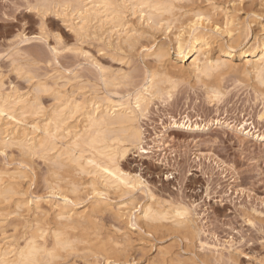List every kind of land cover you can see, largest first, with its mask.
I'll return each instance as SVG.
<instances>
[{
	"label": "rangeland",
	"instance_id": "374dc122",
	"mask_svg": "<svg viewBox=\"0 0 264 264\" xmlns=\"http://www.w3.org/2000/svg\"><path fill=\"white\" fill-rule=\"evenodd\" d=\"M261 1L262 5L260 0H252L254 9L251 0L176 1L179 19L173 20L172 25L171 21L169 24L163 22L162 28L157 31L148 28L146 22L138 17L140 12L134 15L133 11L127 10L125 20L129 21V25L139 27L138 29L144 27L146 34L144 33L136 48L124 47L122 50L108 46L106 40H109L110 35L104 34L102 37L101 31L87 37L77 34L72 22L76 23L78 20H73L75 15L69 14L70 8L66 10V16L61 14L64 7L61 8L55 3L53 7H43V4L50 1L0 0V82L4 83L7 92L18 90L34 96L37 82L53 85L55 78L60 77V85L66 83L61 90L67 91L68 94L75 92V96L85 92L86 96L91 97L95 92L101 95L106 92L101 70V67H106L109 72L116 70L119 73H131L129 78L126 77L119 85L110 88L116 90L118 86L117 93L112 95L116 100L132 98L137 88L142 86L146 73L152 69L156 70L159 66V63H155L153 55L145 54L152 45L155 47L157 43L166 40L173 63H183L185 66L190 64L193 57L182 61L175 52L171 36H174L177 28L181 30L189 22L187 19L190 15L187 12H190L192 7L196 10L197 6V9H206L207 12V7L210 8L212 3L220 5V10L225 12V9L233 16L234 29L238 27L239 22H251L250 35L244 42L248 45L253 42L254 34L259 31L255 20L260 17L251 19V12L255 10L264 21V2ZM183 3L192 5L185 7ZM248 5L251 6L250 9L246 8ZM219 9L215 14L218 18L215 16V19L222 24L224 14L219 12ZM180 11L184 12L182 19ZM247 11L250 13L247 14ZM93 30L95 29H92V32ZM234 33L237 35V31ZM222 34L217 33L216 38L212 39L214 42L209 45L214 47L212 54H216L217 43L227 41V34ZM116 38L117 34H113L111 40L114 42ZM243 44L242 47L246 46ZM234 61L237 64L243 63V59L238 56H235ZM20 67L21 69H18ZM241 72L242 70L230 69L221 73L219 78L221 84L223 83V92L218 98L210 97L204 86L206 80L200 81L191 72L185 71L180 76L181 79L177 78L178 86L173 96H164L161 100L154 98L146 115L138 119L137 125L143 132L147 150L138 152L132 149L121 163L133 174L140 176L143 184L125 197L122 193L120 195L110 190L107 200L116 208L127 201L133 202L137 214L141 213L143 205L151 203L154 199L165 201L167 204L186 205L193 212L198 231L196 238L192 240L178 235L162 237L147 231L141 220H137L132 226L128 219L121 218L118 221L116 217L106 213L103 219L112 233L115 231L114 233L119 235L128 232L135 239L129 251V264H151L160 246L168 247L173 255L180 254L179 256L186 257L185 259L195 257L194 259L201 261L203 256L208 258L207 256L213 253H223L226 257L233 253L237 257L234 264H264V97L255 92L252 75L247 76ZM247 78L251 80L247 81ZM75 87H79V90ZM41 98L44 100L46 113L59 102L53 89L42 92ZM6 152L0 150V169H8L9 172H15L20 167L21 170L28 169L30 176H18L19 179H15L20 182L23 190L27 191L29 187L26 196L30 197L33 207L37 199L41 206H47L45 201L51 198V195L48 194L49 189L45 183L44 176L48 169L44 160L34 157L33 162L27 159L29 161L26 164L16 149H7ZM77 176L83 183L87 180L85 174L78 172ZM85 184L86 182L81 191L83 198L79 200L81 208L90 203L91 199L89 196L86 198L89 189ZM130 199L134 200L131 202ZM9 204L3 205L4 209L5 206L7 208L1 210L4 214L0 212L2 243L9 236L17 235L13 228V223L18 218L13 211L16 207L12 201ZM89 254L86 248L81 247L68 254L65 260L59 258L57 264H72L73 261L76 264H85L87 260L91 261V264L107 263L103 256L98 255V258H95ZM109 262L107 264H112L111 260Z\"/></svg>",
	"mask_w": 264,
	"mask_h": 264
},
{
	"label": "bare ground",
	"instance_id": "6f19581e",
	"mask_svg": "<svg viewBox=\"0 0 264 264\" xmlns=\"http://www.w3.org/2000/svg\"><path fill=\"white\" fill-rule=\"evenodd\" d=\"M41 1H50L48 4H43L46 9L53 7L54 3L61 8L64 7L61 14L66 16L68 15L66 10L70 8L69 14L75 15L73 20H78L76 23L72 22V27L77 34L87 37L101 31L102 37L104 34L110 35L109 40H106L108 46L123 50L124 47L129 49V47L137 46L144 33L146 34L144 27L142 29L140 26L141 28L138 29L139 27L131 26L132 24L129 25V21L125 20L127 10L133 11V14L140 12L138 17L146 22L148 28L151 27L157 31L162 28L163 22L169 24L171 21L170 25H172L173 20L179 19L175 2L181 0ZM212 4L210 8L206 6L209 12L208 9L206 12V9L203 11L196 6L195 10L192 7L191 11L187 12L190 15L187 19L189 22L181 30L177 28V31L173 33L174 36H171L175 52L182 61L193 57L190 64L185 66L183 63L180 65L173 63L166 40L157 43L155 47L152 45L145 54L153 55L155 63H159V66L156 70L151 68L152 70L146 73L142 86L137 88L132 98L116 100L112 95L117 93L118 86L116 90L111 89V86L119 85L121 80L130 77L131 73H119L116 70L109 72L106 67H101L106 92L104 95L95 92L91 97L86 96L82 91L80 96H75V92L68 94L67 91L61 90L66 83L60 85L58 82L60 77L55 78L53 85L37 82L34 96L14 89L13 92H7L4 83L0 82V150L6 152L7 149H16L23 157L21 159L23 163L26 162V164L29 160L33 162L34 157L42 158L48 169L44 178L46 187L49 189L48 194L51 195V198L45 201L47 206H41L37 199L33 207L30 197L26 196L29 187L27 191L23 190L20 182L15 179L18 176H28L30 171L21 170V167L15 172L0 169V205H2L0 212L4 214L1 211L4 209L3 205L12 201L17 210L13 211L18 217L13 223L17 235L14 233L15 235L9 236L4 243L0 241V264H57L59 258L65 260L68 254L81 247L86 248L95 258H98L96 257L98 255L103 256L107 263L111 260L112 264H129V251L134 238L128 232H122L119 235L114 233L115 231L112 233L103 219L106 213H110L118 221L121 218L128 219L132 226L137 223V220H141L147 231L152 232L153 235L162 237L178 235L188 240L196 238L198 230L193 212L188 206L167 204L165 201L154 199L151 203L143 205L141 213L137 214L135 204L133 205L132 202L134 199H130L132 203L127 201L116 208L107 200V193L113 190L115 193H122L125 197L143 184L140 176L125 168L121 163L122 159L126 158L132 149L138 152L147 150L143 132L137 125V121L140 116L146 115L154 98L161 100L164 96L168 98L173 96L178 86L177 78L181 79L180 76L185 71L191 72L198 80H206L204 86L210 97L219 98L223 92V83L221 84L219 78L221 73L230 69L242 70L245 75H252V86L255 92L264 97V21L261 15L255 10L251 12L254 14L250 16L253 20L255 16L260 17L259 20H255L259 31L254 34L253 42L246 45L244 42L250 35L251 22H239L238 27L234 29L232 23L235 21L230 12L225 9L223 12V9H219L220 5ZM252 4L249 3L252 8L255 7L253 2ZM262 4L260 0V5ZM249 5L247 9H250ZM180 8L183 7L180 6ZM218 9L224 14L222 24L215 19V16L218 18L215 15ZM248 12L250 13L247 11V14ZM183 15L184 12H181L180 19ZM219 15L222 16V14ZM96 24L98 25L95 26ZM92 29L96 31L92 32ZM217 33H226L228 38L227 41L222 40L217 43L216 54H212L215 50L209 45L212 41L214 42L212 39L217 36ZM113 34H117L116 43H114L116 40L114 42L111 40ZM243 43L246 46L242 47ZM238 48L241 49L238 50ZM235 56L243 59V63L237 64L234 61ZM29 78L32 77L29 76ZM248 83L250 84V81ZM49 89L56 92V100L59 102L52 106L49 113H46L41 94ZM78 172L86 175L85 182L89 189L86 198L88 196L91 198L89 205H84L83 208L79 205V200L83 198L81 191L85 182L79 180ZM57 196L61 198L57 199ZM5 209H7L6 206ZM143 223L141 222L140 225ZM120 229H118L119 232ZM173 254L168 247L160 246L151 264H234L237 262V257L233 253L228 257L223 253H213L207 256L208 258L203 256L204 259L201 261L194 259L195 257H187L190 259L187 260L186 257L181 258L180 254ZM135 263L132 262V264ZM72 264L76 262L73 261ZM85 264H91V261L87 260Z\"/></svg>",
	"mask_w": 264,
	"mask_h": 264
},
{
	"label": "snow or ice",
	"instance_id": "6c2138e0",
	"mask_svg": "<svg viewBox=\"0 0 264 264\" xmlns=\"http://www.w3.org/2000/svg\"><path fill=\"white\" fill-rule=\"evenodd\" d=\"M31 11V9H29ZM262 119H264V117H262Z\"/></svg>",
	"mask_w": 264,
	"mask_h": 264
}]
</instances>
